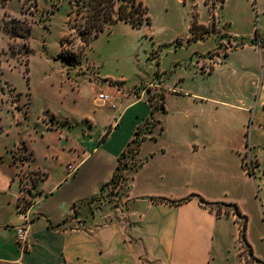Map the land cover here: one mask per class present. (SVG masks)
Masks as SVG:
<instances>
[{
  "label": "crops",
  "instance_id": "crops-1",
  "mask_svg": "<svg viewBox=\"0 0 264 264\" xmlns=\"http://www.w3.org/2000/svg\"><path fill=\"white\" fill-rule=\"evenodd\" d=\"M121 23L130 26L119 21L105 31ZM70 66L78 77L49 81L37 116L31 112L34 94L28 76L23 95L0 72L18 98L15 103L0 99V264H211L224 244L237 238L241 246L232 208L210 210L196 197L182 204L153 201L196 194L211 203L233 204V198L217 193L218 177L202 172L219 150V132L167 135L160 118L167 114L170 98L202 96L155 82L128 87L123 77L102 75L99 68L88 66L84 72L82 66ZM152 92L164 95L165 112L156 114L163 131L146 134L134 157L140 164L128 169L113 194L104 186L137 128L149 120ZM99 94L110 101H100ZM21 146L32 154L30 166L45 174L34 181L23 213L17 210L14 176V155ZM71 163L77 167L73 174ZM22 228L25 250L17 238Z\"/></svg>",
  "mask_w": 264,
  "mask_h": 264
},
{
  "label": "rangeland",
  "instance_id": "rangeland-1",
  "mask_svg": "<svg viewBox=\"0 0 264 264\" xmlns=\"http://www.w3.org/2000/svg\"><path fill=\"white\" fill-rule=\"evenodd\" d=\"M141 1L151 25L132 29L116 24L86 46L78 38L86 17L82 0H0V72L23 95L28 76L34 116L44 106L49 81L78 77L79 71L62 61V51L72 53V64L84 72L88 66L99 68L102 75L123 77L128 87L155 82L200 94L201 100L167 101V114L160 117L164 131L219 132V150L202 172L218 177L219 196L233 198L247 217V242L264 264V0ZM194 20L206 26L214 21L208 37L189 40ZM18 26L31 29L29 39H11L5 32ZM10 93L0 74V99L17 102ZM152 94L160 101L162 92ZM232 214L244 223L234 210ZM242 251L235 238L217 251L211 264H259L248 249Z\"/></svg>",
  "mask_w": 264,
  "mask_h": 264
},
{
  "label": "trees",
  "instance_id": "trees-1",
  "mask_svg": "<svg viewBox=\"0 0 264 264\" xmlns=\"http://www.w3.org/2000/svg\"><path fill=\"white\" fill-rule=\"evenodd\" d=\"M222 2H224V0H222ZM81 3L85 6L86 17L83 28L78 29V38L86 46H89L95 38L105 31L106 28L119 21L129 24L133 28H141L143 25H151V18L148 15V8L141 0H82ZM214 26V21H212L208 26H205L198 24L196 20H194L190 27L191 37L189 40L197 41L205 39L213 31ZM5 32L11 39L22 38L27 40L30 37L31 29H24L22 26H18L13 27L12 29H5ZM61 56L70 64H72L74 61L72 58V53L67 54L66 52L62 51ZM224 56H227V52L224 54ZM159 100L160 101H155L153 98L149 99V103L152 106L149 120L146 122L144 127L137 128L134 138L127 145L118 159V164L113 174L112 180L104 187L111 186V189L119 188L122 182L126 179V172L128 169L136 168L140 164L135 162L131 163L130 160H135V154L138 153L141 141L145 138L146 134L152 132L155 128H157V134H161L163 131V127L159 125V120L156 119L155 115L158 112H165L164 95H160ZM148 125L151 127H148ZM134 165L135 167H133ZM262 176L264 182V166L262 169ZM193 197H196L200 204L210 210L215 209L216 206L224 205L232 208L237 217L243 218L244 223L242 225L239 224V241L243 247L242 254H244L245 249H248L249 256L259 264H263L259 259L253 256L252 248L246 239L248 219L245 215L240 213V210L236 204L211 203L196 194H192L190 197L180 200H169L164 197H153V201L182 204ZM217 212L218 211H216V213ZM245 264H247V261H245Z\"/></svg>",
  "mask_w": 264,
  "mask_h": 264
},
{
  "label": "built area",
  "instance_id": "built-area-1",
  "mask_svg": "<svg viewBox=\"0 0 264 264\" xmlns=\"http://www.w3.org/2000/svg\"><path fill=\"white\" fill-rule=\"evenodd\" d=\"M98 99L102 102H109V96L105 94H99ZM32 159L31 152L24 146L18 147L15 151L14 160H15V179L19 183V195H18V205L17 210L19 213L26 212L30 204L31 198L33 196L34 181L36 179H42L45 177V174L34 170L30 166ZM68 169L71 174L75 173L77 167L71 163L68 165ZM18 244L22 249L28 248V243L26 239V229L22 228L17 231Z\"/></svg>",
  "mask_w": 264,
  "mask_h": 264
}]
</instances>
